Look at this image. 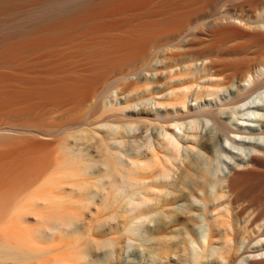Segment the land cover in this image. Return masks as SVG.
<instances>
[{"label": "bare ground", "instance_id": "bare-ground-1", "mask_svg": "<svg viewBox=\"0 0 264 264\" xmlns=\"http://www.w3.org/2000/svg\"><path fill=\"white\" fill-rule=\"evenodd\" d=\"M125 253L264 264V0H0V264Z\"/></svg>", "mask_w": 264, "mask_h": 264}, {"label": "rangeland", "instance_id": "rangeland-1", "mask_svg": "<svg viewBox=\"0 0 264 264\" xmlns=\"http://www.w3.org/2000/svg\"><path fill=\"white\" fill-rule=\"evenodd\" d=\"M199 88L200 87H193V89L191 88V91H190V94H189V100H188V104H189V108L191 107L190 105L192 104L193 106H194V99H195V93H196V91L197 90H199ZM236 87H234V86H231V87H229V88H227V89H225V90H223V91H221L220 92V94H221V96H220V98L221 99H217L216 101L218 102V103H220L222 100H227V99H230V97H231V93H232V91L235 89ZM220 100V101H219ZM214 101V100H213ZM204 102V101H203ZM89 105L90 104H88V105H86V106H84L83 108H81V109H79L80 111V113H87V112H89V111H91V109H92V106H90V108L88 109L87 107H89ZM86 111V112H85ZM78 112V111H77ZM237 119H238V116H235L234 118H233V122L234 121H237ZM209 122H206L205 120L203 121V120H201L200 121V123H199V128L197 129V132H196V140H197V142H196V144H194L192 147H190V146H186L187 145V141H186V139H184L183 140V142H184V144L185 145H183V151H182V154L178 157V159L175 161V163L178 165V168H174V173L173 172H171V182H173V181H175V178H177V176H178V174H179V172L185 167V163H186V158H187V155L188 154H192V155H194V154H198L199 152H200V149H201V147H200V143L207 137L206 135L208 134V136H209V134L210 135H212L211 136V139L214 141V137H216V134H219V132H216V131H213V122L212 121H210V120H208ZM204 123V124H203ZM99 130H106L107 128L106 127H104V126H100L99 128H98ZM187 131V133H188V135L189 134H191V135H194V134H192V133H195V131H193V130H190V129H188V130H186ZM216 134H215V133ZM186 132H185V134H187ZM199 134V135H198ZM214 135V136H213ZM220 136H221V134H220ZM222 138H223V136H221ZM189 140H193V139H191V137H189ZM252 141H256V138H254V140L253 139H251ZM215 143H216V145L214 146L215 147V153L218 155V157H219V159H225V165H224V167H223V170H222V173H221V176H223V175H225L226 173H228V171L232 168V166H235L236 164H240L241 163V161L242 160H244L247 156V153H250L252 150H253V148H252V146L251 147H249V149H247L246 150V153H243L242 154V152H240V151H238L235 147H234V144L231 142V141H228L227 139H221L219 142H216L215 141ZM185 146V147H184ZM188 147V148H187ZM233 147V148H232ZM219 148H220V150H219ZM252 148V149H251ZM185 149V150H184ZM214 149V148H213ZM217 149H218V151H217ZM223 153H222V152ZM226 166V167H225ZM164 194H166V192H164ZM247 199H244V200H242L243 202H245ZM155 221H152L149 225H150V227L151 228H153L154 226H155ZM236 222L234 221V224H235ZM233 224V225H234ZM238 223H236L235 224V230L237 231L236 232V234H235V232L233 233L232 231H230V233L233 235L234 234V237L235 238H238L239 236H241V232H242V227H240L241 226V223H239L238 225H237ZM236 226H238V227H236ZM233 228H234V226H233ZM256 228V227H255ZM241 229V230H240ZM256 230H257V228H256ZM239 232V233H238ZM238 233V234H237ZM248 234L249 233H247L246 234V236H248ZM137 241H135V240H133V244L135 245V246H137V244H139L140 245V243H138L139 241H141V240H139V239H136ZM137 243V244H136ZM138 245V246H139ZM124 256L122 257V263L121 264H126V263H124L125 262V259L127 258V253H125V254H123ZM53 255H51V257L48 259V260H46L45 261V264H53V261L55 260V256H53ZM126 257V258H125ZM132 262H136L137 263V261H132ZM142 263V261L141 262H139V264H141ZM130 264H133V263H130Z\"/></svg>", "mask_w": 264, "mask_h": 264}]
</instances>
